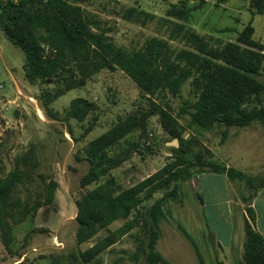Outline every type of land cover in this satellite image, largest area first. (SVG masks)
<instances>
[{
	"label": "rangeland",
	"instance_id": "obj_1",
	"mask_svg": "<svg viewBox=\"0 0 264 264\" xmlns=\"http://www.w3.org/2000/svg\"><path fill=\"white\" fill-rule=\"evenodd\" d=\"M179 1L76 0V4L97 22V31H105L117 48L128 52L140 48L152 37L165 39L174 50L188 48L181 38L168 39L171 22L165 21V12ZM185 6L188 12L184 26L198 35L211 36L220 42L233 41L236 32L249 23L253 28L252 37L264 43V6L261 13L250 11L249 0H187ZM129 8L142 13L138 17H134V13L124 17V10ZM23 60V53L0 30V178L13 168L17 158L32 148L39 161L34 171L42 173L46 181L54 180L56 185L50 204L39 207L32 220L12 225L15 240L8 247L0 238V264H18L23 260L32 264H65L63 259H70V254L87 249L105 236H110L113 242L86 264H146L137 252L139 238L146 239L147 225L142 229L139 220L128 232L114 234L117 228L132 220L135 209L128 217L117 218L86 241L76 243L75 201L97 183L80 186L89 163L75 156L83 155L82 148L88 141L126 116H133V130L103 156L119 155L130 149L129 159L108 170L98 183L112 176L118 188L134 186L170 162L173 148L179 146V141L160 126L157 115L151 113L162 103L141 95L122 69L96 70L92 64L88 66L82 86L44 103L41 94L54 91L57 83L44 85L25 80ZM76 70L79 76V69ZM263 76L264 60L258 78ZM76 97L87 99L92 107L81 121L65 119L64 111ZM165 99L172 108L171 115L183 127L180 142L190 143L193 151L204 150L202 156L206 162H229L231 167L242 169L243 164L255 167L264 157L259 150L264 124L252 122L243 129L229 127L223 140L224 126L208 130L186 127L188 115L178 113L186 102L196 99L189 80L181 86L178 95L168 94ZM87 127L90 130L85 132ZM231 131L232 137L228 136ZM173 139L177 145L172 143ZM220 143L224 145L220 147ZM204 169L193 178L171 181L163 191L143 199L139 207L146 212L149 205L161 199L163 216L159 218L155 249L172 264H234L241 254L242 220L233 204L238 184L236 181L226 183L221 174ZM38 182L19 185L16 196L31 199L40 190ZM174 184L175 193H167Z\"/></svg>",
	"mask_w": 264,
	"mask_h": 264
},
{
	"label": "trees",
	"instance_id": "obj_2",
	"mask_svg": "<svg viewBox=\"0 0 264 264\" xmlns=\"http://www.w3.org/2000/svg\"><path fill=\"white\" fill-rule=\"evenodd\" d=\"M186 1L172 4L165 12V21L171 22L168 39L181 38L188 48L174 50L165 39L152 37L140 48L126 52L117 48L105 31H97V22L84 14L76 0H0V30L23 53L25 80L39 81L44 85L57 83L54 91L41 94L44 103L82 86L91 64L96 70L118 67L132 79L141 95L162 103L156 112L152 110L151 113H155L160 126L179 141V146L172 150L170 162L125 189L116 187L112 176L101 183L98 181L108 170L129 159L130 149L119 155L103 156L133 130L134 117L126 116L83 146V155L75 158L86 159L89 169L81 177L80 186L97 184L75 201L77 244L115 219L128 217L135 209L132 220L117 228L114 234L122 235L142 221V229L147 225V236L145 240L139 238L137 253L142 255L146 264H172L155 249L159 218L163 216L162 201L155 200L145 212L139 208L143 199L163 191L171 181H182L203 173L204 168L207 172L226 173L229 179L241 180L254 190L264 183L263 179L247 176L231 167L210 164L202 156L204 150L193 151L190 143L180 142L183 127L171 115L172 108L165 98L168 94L178 95L187 80L196 99L192 103L186 102L178 113L188 115L186 127L208 130L224 126L223 140L229 127H245L252 122L264 124V76L258 78L264 60V43L252 37L253 28L249 23L236 32L233 41L220 42L211 36L198 35L184 26L188 12ZM263 2L249 0L250 11L261 13ZM141 13L129 8L124 10V17L130 14L138 17ZM76 68L79 76H76ZM91 107L87 99L73 98L64 111L65 119L81 121ZM89 130V127L85 128V132ZM38 164L34 149L30 148L0 178V238L5 247L15 240L13 224L32 220L39 207L52 202L56 183L51 179L46 181L42 173L34 171ZM35 180L40 182V190L31 199L16 196L19 185ZM176 188L174 184L167 193L174 194ZM140 193H143L142 197ZM243 231L242 251L234 264H264V236L253 230L247 221ZM112 242L110 236H105L87 249L70 254V259L63 260L65 264H86ZM18 264L32 263L23 260Z\"/></svg>",
	"mask_w": 264,
	"mask_h": 264
},
{
	"label": "crops",
	"instance_id": "obj_3",
	"mask_svg": "<svg viewBox=\"0 0 264 264\" xmlns=\"http://www.w3.org/2000/svg\"><path fill=\"white\" fill-rule=\"evenodd\" d=\"M241 129H243V127ZM229 135L232 137L234 134H232L231 131L229 132L228 136ZM238 139L241 140V137ZM260 140H261L260 144H262V146L259 147V150L261 151L262 154H264L263 136H261ZM223 145L224 144L220 143V147H222ZM232 148L234 147L232 146L229 149L232 150ZM227 154L228 155L226 156L225 159L228 160L230 158L229 152ZM258 162L259 163L254 165L255 167L251 166L250 164L249 165L243 164L242 169L231 167V165H229V162L221 165L224 166L225 168L231 167L239 172L244 173L247 176L264 180V164H263L264 157L260 158ZM219 174L222 175L223 179L224 178L226 179V180L224 179L226 183H232L236 181L238 184L239 188L236 189L235 196L233 197V204H234V209H237V211H239L240 213L242 220V231L244 228V222L247 221L253 230L264 236V183L259 188L254 190L250 186L249 187L245 186V184L241 180L229 179L226 173H219ZM243 236H244V231H243Z\"/></svg>",
	"mask_w": 264,
	"mask_h": 264
},
{
	"label": "water",
	"instance_id": "obj_4",
	"mask_svg": "<svg viewBox=\"0 0 264 264\" xmlns=\"http://www.w3.org/2000/svg\"><path fill=\"white\" fill-rule=\"evenodd\" d=\"M172 143L175 144V145H177V142H176L175 139L172 140Z\"/></svg>",
	"mask_w": 264,
	"mask_h": 264
}]
</instances>
